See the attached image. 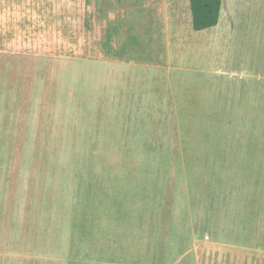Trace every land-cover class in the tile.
Wrapping results in <instances>:
<instances>
[{
    "label": "rangeland",
    "instance_id": "374dc122",
    "mask_svg": "<svg viewBox=\"0 0 264 264\" xmlns=\"http://www.w3.org/2000/svg\"><path fill=\"white\" fill-rule=\"evenodd\" d=\"M191 14L0 0V264H264V0Z\"/></svg>",
    "mask_w": 264,
    "mask_h": 264
},
{
    "label": "trees",
    "instance_id": "16d2710c",
    "mask_svg": "<svg viewBox=\"0 0 264 264\" xmlns=\"http://www.w3.org/2000/svg\"><path fill=\"white\" fill-rule=\"evenodd\" d=\"M193 29L196 32L217 27L220 23L223 0H190Z\"/></svg>",
    "mask_w": 264,
    "mask_h": 264
},
{
    "label": "crops",
    "instance_id": "0c3cea01",
    "mask_svg": "<svg viewBox=\"0 0 264 264\" xmlns=\"http://www.w3.org/2000/svg\"><path fill=\"white\" fill-rule=\"evenodd\" d=\"M222 14V13H221ZM221 20V19H220ZM215 28V27H214ZM211 29H213V28H211ZM208 30H210V29H208ZM201 32H203V31H201ZM131 242V238H127V240H126V243H130Z\"/></svg>",
    "mask_w": 264,
    "mask_h": 264
}]
</instances>
